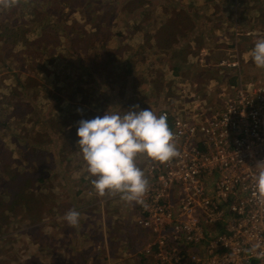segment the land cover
Returning a JSON list of instances; mask_svg holds the SVG:
<instances>
[{
  "label": "rangeland",
  "instance_id": "obj_1",
  "mask_svg": "<svg viewBox=\"0 0 264 264\" xmlns=\"http://www.w3.org/2000/svg\"><path fill=\"white\" fill-rule=\"evenodd\" d=\"M16 1L18 3L14 4ZM104 1L108 2L107 8L113 4L112 0ZM117 1L129 14L137 10L136 0ZM98 3L105 6L97 0H10V6L2 8L5 12H10L5 13L6 18L0 12V108L6 110L7 105H15L18 93H21L20 81L29 75L33 77L29 72L33 68V62L23 58L28 55V51L13 48L15 44L21 46L23 41L47 36L52 43L48 46L52 48L53 56L57 53L56 50L66 54L65 49H79L84 42L92 46L104 43L107 47H114L118 38L116 35L112 36L115 25L105 23L107 19L96 25L95 14L100 9ZM151 4V9L157 4L164 7L168 4L191 7V13H196L192 17L195 15L194 19L197 21V34L192 36L203 38L202 45H198L197 53L193 54L194 61L187 59L181 62L178 58L173 59L169 52L165 56L149 54L144 56L146 62H134L136 78L143 76L145 80L139 87L140 95L143 94L142 103H148L146 106L157 116L163 109L170 114L174 111L172 101H182L185 94L183 88H188L190 95L196 94L202 99V112L209 110L213 102L219 107L223 98L219 97V104L215 95L221 87L228 86L224 90L229 93L236 91L232 67H235L237 75L243 76L241 79L245 80L248 76V81H252L251 77L254 76L256 81H264V68L256 67L251 59L255 41L264 38V0H249L244 3L238 0H151ZM37 6L42 9H37ZM115 7L116 5H111L108 10L115 13ZM52 16H56V19ZM59 17L65 18L68 30L59 27L56 22ZM149 18V23L154 28L157 21L153 20L152 13ZM223 19L226 20L227 27L219 29L220 25L226 24ZM68 32L72 38H63ZM159 39L157 37L153 42L159 46L157 48L165 40ZM122 43L124 48L120 50L125 52L130 42ZM52 54L44 53L33 58L40 73L34 75L38 79L35 83L43 85L49 102H56L57 98L58 102L54 104L58 107L60 101H63L67 102L66 106H81L85 111L89 110V103L95 98L94 102L101 105L103 97L98 93L100 90L96 91L97 95H87L82 104L69 99L68 93L72 90L67 93V89H62L65 86L55 83L56 70H61L63 64H51ZM235 54L236 58L233 56ZM128 57L125 52V58ZM183 58H186L185 55ZM45 65H50L48 72H44ZM174 67H178L177 70ZM95 77V88L116 84L107 83L111 78L108 71L98 70ZM68 79L67 85L71 86L74 80L72 77ZM150 79L156 86L150 85ZM208 85L210 87L204 88ZM77 87L74 96L84 86L80 84ZM130 93L131 90L125 92L121 102L122 95L116 87L109 94V111L121 114L126 112L128 108L124 99ZM23 141L11 128L10 132L0 130V236L7 238V248L11 246V250H15L7 261L3 260L0 264H32L28 258L30 248L38 260L33 264H40L42 260H48L47 263L50 264H154V258L144 251L150 235L148 232L142 233L135 222L134 201L128 202L120 194L98 195L91 183L87 165L79 157L68 161L60 159L56 140H51L46 152L42 153H35L30 148L32 143ZM146 157L138 154L136 164L148 178ZM36 177H41L42 180H35ZM68 186L74 187L68 189ZM75 190H79L81 194L77 195ZM12 195L19 196L21 200L15 203L17 206L9 205V201L14 200L10 197ZM27 197L32 199L26 200ZM71 209L78 210L81 214L77 226L82 230L79 229L78 232L64 220L65 213ZM17 236L20 237L15 239ZM50 237H55V247L51 245V249H45L44 245Z\"/></svg>",
  "mask_w": 264,
  "mask_h": 264
},
{
  "label": "built area",
  "instance_id": "obj_2",
  "mask_svg": "<svg viewBox=\"0 0 264 264\" xmlns=\"http://www.w3.org/2000/svg\"><path fill=\"white\" fill-rule=\"evenodd\" d=\"M234 88L214 112L183 88L169 128L178 155L146 158L148 189L133 210L154 264H264V197L253 180L264 160V84ZM199 241L204 248L191 250Z\"/></svg>",
  "mask_w": 264,
  "mask_h": 264
},
{
  "label": "trees",
  "instance_id": "obj_3",
  "mask_svg": "<svg viewBox=\"0 0 264 264\" xmlns=\"http://www.w3.org/2000/svg\"><path fill=\"white\" fill-rule=\"evenodd\" d=\"M97 1L105 6H101V4L98 3L100 9L95 14L97 22L96 25H99L102 20L105 19H107L105 23L110 22L115 25L113 27L112 36L116 35L118 38L114 47H107L104 43L99 46H92L89 43L84 42L82 47L79 49H65L66 54L56 50L57 53L53 56V50L50 46H48L52 43L47 36H41L37 40L23 41L21 46H17V44H15L13 47L18 50L20 49V51H28V55L23 58H28L30 63L33 62V68L29 70L33 77L29 75L20 81L21 93H18L19 96H17L18 99L16 100L15 105H7L6 110L0 108V130L2 129L10 132L11 128L14 134L18 133L21 136L22 140H24L23 142L27 144L29 142L32 143L30 148L35 153L46 152L47 145L56 140L59 144L58 156L60 159L68 161V159L79 157L78 159H82L81 161L86 164L82 153L79 150V146L76 143L78 140L76 135V129L78 126L77 122L80 119H91L98 115L102 116L111 104L109 94L113 93L116 87H118L120 95H122L121 102L123 100V94L128 90H131V93L124 99V103L127 108L134 105H141L144 108H148L146 106L148 103H142L143 94L140 95L139 93L141 82L144 83L145 80L143 76H138L136 78L134 62H146L147 60L144 56H148L149 54L157 56L161 54L165 56L168 55L169 52L172 53L173 59L178 58L181 62L187 59L194 61L193 54L195 52L197 53V46L202 45V37L192 36L197 34L195 33L197 21L194 19L195 15L192 17V14L196 13H191V7H185L182 4H168L164 7L157 4L153 9H151V0H136L137 10L133 14H129L123 8L121 3L117 0H112L113 4L111 5H116V9H114L116 11L115 13H112V11L108 10L111 5L107 8V1ZM248 1L249 0H247V2ZM17 3L18 1L14 2V4ZM61 5L63 6L62 2ZM0 7L2 17L6 18L5 13L10 11L5 12V10L2 9V3L0 4ZM37 9L42 8L37 6ZM151 13L153 20L157 21L154 28H152V24L149 23ZM52 17L56 19V16ZM223 20L226 23V20ZM228 20L230 21V19ZM56 22L60 28L68 30L65 27V25L67 26V22L64 17H59ZM45 26L47 27L48 25L46 24ZM221 27H227V23L225 25H220L219 29H221ZM150 29L152 30L150 31ZM205 34L211 36L209 33ZM137 35H139L138 37L142 39L139 40ZM65 37L72 38L71 33L68 32L67 36L64 34L63 38ZM157 37L160 38L159 40L162 38L165 39L160 48H157L159 46L153 44ZM122 42H130L127 44L128 49L125 50V52L128 53V58H125V52H121L120 50V48H124V43ZM30 52H32V55H30ZM44 53L49 55L52 54V57L50 58L51 64L54 62H60L63 64L61 70H56L55 83H58L59 86H65L62 89L64 91L67 89V93L72 90L68 93L69 99L78 101L82 104V101L86 100L87 95L92 93L97 95L96 91L100 90L98 93L100 94V97H103L102 102L100 103L101 105L94 102L96 101L95 98L90 101L89 110L85 111V109L81 106H66L65 104L67 102L60 100V106L58 107V105L54 104L58 102L57 98H55V100H57L56 102H53V100L49 102L47 94L44 93L45 89L43 85L36 84L35 82L38 79L34 76L40 73H38L39 70L37 69L38 64L34 63L33 58H37ZM184 55L186 58H183ZM195 64H197V62ZM49 68L50 65H45L44 72H48L50 70ZM177 68L174 67L175 70H177ZM98 70L108 71L111 78L107 80V83L110 82L112 84L113 82L116 84L114 86H108L105 84L101 89L95 88L94 82H97L95 74ZM68 77H72L74 80L71 86L67 85L66 81L69 80ZM149 83L151 86H156V83H154L152 79H150ZM80 84L84 87H80V93H78L77 96H74L73 94L77 91V86ZM59 90L61 89L59 88ZM118 97H115V99ZM60 107L61 109H59ZM77 109H81L82 111L78 112ZM170 116L171 115H169V117L167 116L168 127L171 126V122L173 120V115L171 116L172 119ZM49 153L54 157L51 152ZM40 178L41 177H36L35 180H40ZM73 187L74 186H68V189ZM75 192L77 195L81 194L79 190H75ZM10 197L14 198V200L12 199L9 201V203H11L9 205L11 206H17L15 203L21 201L17 195H12ZM29 198L31 197H27L26 200H30ZM79 229L82 230L81 227H74L75 232L80 231ZM19 237L20 236H17L15 239ZM54 239L55 237L48 238L44 248L51 249V245L55 247L53 245ZM6 240V237L0 236V263L3 260L7 261L6 259H9L8 256L12 255L15 251L11 250V246L8 248L6 247V243L8 242V240ZM205 243V241L201 243L199 241L196 243H190L189 245L192 247L191 250L195 249L194 251L199 252L201 251V247L204 248ZM182 253H185L186 256L190 254L185 251H182ZM28 258L32 261V264L38 261L35 259L36 257L31 251V248L29 249ZM47 261L48 260H42L40 264H50L47 263ZM198 264L205 263L201 260Z\"/></svg>",
  "mask_w": 264,
  "mask_h": 264
},
{
  "label": "clouds",
  "instance_id": "obj_4",
  "mask_svg": "<svg viewBox=\"0 0 264 264\" xmlns=\"http://www.w3.org/2000/svg\"><path fill=\"white\" fill-rule=\"evenodd\" d=\"M0 3L5 8L10 6V0H0ZM251 59L256 67L264 68V38L255 41ZM77 125L76 143L93 188L101 196L120 194L128 202L143 205L149 181L136 164L137 155L144 154L161 163L178 155L166 114L157 116L151 108L134 105L123 114L108 108L102 116L82 118ZM255 168V191L264 197V160L258 161ZM80 215L79 211L71 209L65 213L64 220L74 228L80 223Z\"/></svg>",
  "mask_w": 264,
  "mask_h": 264
},
{
  "label": "crops",
  "instance_id": "obj_5",
  "mask_svg": "<svg viewBox=\"0 0 264 264\" xmlns=\"http://www.w3.org/2000/svg\"><path fill=\"white\" fill-rule=\"evenodd\" d=\"M240 3H244V2H247V0H238ZM217 44V43H216ZM234 52V51H233ZM234 56V58H236V54L235 55H233ZM238 60H239V58H238ZM232 69H233V72H234V77H233V80H235V82H234V84L236 85L237 84V82L239 81V80H244V79H241V77H243V76H240L239 74L237 75L236 73H235V67H232ZM242 71V70H241ZM261 76V75H260ZM254 77V76H253ZM253 77H251L252 78V81L254 82V83H258V84H264V81L263 82H259V80H261V79H259V80H255V78L253 79ZM263 77H264V72H263ZM248 78H250V77H246V79H245V81H248ZM202 86H203V84H202ZM201 86V87H202ZM207 87H210V85H208V86H204V88H207ZM228 87V86H227ZM227 87H224V88H220L218 91V93L215 95L216 96V98L217 99H219L218 101H217V103H219L220 104V98L219 97H221V98H223V100L221 101V104H220V106L219 107H217L216 105H215V102H213V104L212 105H210V108H209V112H214V111H218V110H220V109H222L223 107H224V104H225V102H224V97L220 94V92H222L223 91V89H225V88H227ZM215 94V93H214ZM214 94H212L211 96H214ZM229 95V94H228ZM228 95H227V97H228ZM206 97V96H205ZM226 97V98H227ZM205 100V99H204ZM206 101V100H205ZM172 104L174 105V111L171 113V116H172V114L176 111V110H178L179 109V104H178V102L177 101H172ZM175 108H176V110H175ZM160 115V114H159ZM170 116V118L172 119V117ZM169 117V116H168ZM171 127V126H170ZM169 127V128H170ZM146 158H148V157H146ZM135 204H134V202H133V206H134ZM142 233H143V231H141Z\"/></svg>",
  "mask_w": 264,
  "mask_h": 264
}]
</instances>
